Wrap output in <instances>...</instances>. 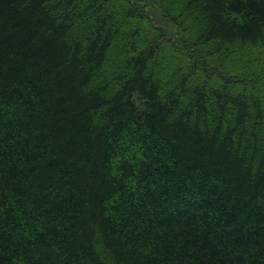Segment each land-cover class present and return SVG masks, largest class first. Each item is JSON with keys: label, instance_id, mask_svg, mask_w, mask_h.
<instances>
[{"label": "trees", "instance_id": "16d2710c", "mask_svg": "<svg viewBox=\"0 0 264 264\" xmlns=\"http://www.w3.org/2000/svg\"><path fill=\"white\" fill-rule=\"evenodd\" d=\"M263 92L264 0H0V264H264Z\"/></svg>", "mask_w": 264, "mask_h": 264}, {"label": "rangeland", "instance_id": "374dc122", "mask_svg": "<svg viewBox=\"0 0 264 264\" xmlns=\"http://www.w3.org/2000/svg\"><path fill=\"white\" fill-rule=\"evenodd\" d=\"M259 88H260V87L257 88V91H258L259 93H261V90H260ZM263 95H264V92H263Z\"/></svg>", "mask_w": 264, "mask_h": 264}]
</instances>
